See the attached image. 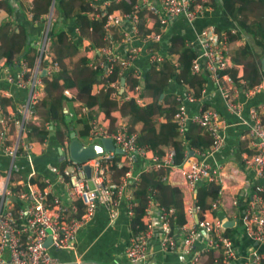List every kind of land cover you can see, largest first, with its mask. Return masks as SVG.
I'll use <instances>...</instances> for the list:
<instances>
[{
	"label": "built area",
	"instance_id": "1",
	"mask_svg": "<svg viewBox=\"0 0 264 264\" xmlns=\"http://www.w3.org/2000/svg\"><path fill=\"white\" fill-rule=\"evenodd\" d=\"M85 1L91 19L104 15L101 43L92 46L86 40L84 48L88 66H99L103 70V81L98 82L97 90L106 86L115 87L117 93L112 91L110 96L119 103L132 99L143 104L147 96L141 90L144 71L149 66L158 73L166 71L164 58H169L165 54L169 42V33H166L168 19L180 15L187 22H192L201 15L206 0H136L128 11L118 8L106 11L111 1L117 0ZM52 7L51 4L44 14L41 30L32 42L36 51L33 60L20 58L15 75L7 72L2 75L6 81H13L27 89L24 100L17 106V118L9 121L7 116L0 115V152L11 157L29 156L31 143L24 145L20 141L25 122L45 128L51 126L49 120L39 119L35 104L44 93L41 75H49L52 70L61 68L58 60L53 58L48 36L54 18ZM140 7L144 9L141 23L137 15ZM27 12L31 17V13ZM140 24L144 31L140 29ZM234 30L230 28V32ZM74 31L77 33L76 28ZM184 44L193 47L195 52L190 59L189 71L203 74L205 81L199 95H193L191 88L181 83L182 91L174 93L178 104L170 120L179 135L184 134L189 124L202 128L210 137L209 145L202 151L191 149V154L189 149L186 150L181 163L175 164L172 161V148L165 147L159 153L139 143L136 130L129 129L118 112L114 113L112 126L103 113L92 115L88 119L86 144L109 138L121 151L103 150L83 162L67 157L63 166H49L50 172L56 175V181L64 184L61 197L52 194V182L46 176L35 179L32 170L24 177H15L11 165L0 172V264H80V256L75 252V238L79 229L97 206L106 210L111 221L122 198L125 214L131 218L132 189L141 171H153L161 181L180 188L185 220L171 227L174 207L159 204L154 198V190L148 188L144 212L140 217L141 225H136L130 232L123 247L126 261L130 264H147L150 247L154 243L160 251L178 252L182 256L179 264H198L210 248L220 249L222 264H264V251L251 250L246 256H241L235 239L223 233L226 226L222 225L220 218L211 214L220 206L224 179L219 170L221 164L214 162V166H211L205 161V157L223 146L224 129L228 125L208 96L207 85L210 84L220 92L225 111L237 116L236 122L231 125L241 126L236 137L245 140L249 148L240 153L243 170L254 179L264 178V104L249 106L243 115L244 106L236 98L239 87L244 86L250 94L258 83L246 87L243 78L233 79L227 71L232 61L226 29L206 24L198 29L192 41L184 39ZM169 59H172L173 65L176 64L173 57ZM116 62L119 67L115 70L113 66ZM112 71L116 75L110 79ZM125 76H131L136 81L130 85ZM120 77L123 81L119 90ZM62 92L67 97L71 96L68 88H63ZM1 93L5 94L6 91ZM186 102L196 103V106L188 109ZM85 110L86 107H82V111ZM10 124L15 132L9 140L7 132ZM136 163L140 164L137 169ZM84 164L88 166V172ZM114 168L119 173L116 177L113 176ZM201 179L219 183L218 195L205 209L193 202L196 183ZM261 190L257 183L250 189L237 211L236 222L241 232L255 242L264 243V197L258 194ZM231 203L236 204L234 196ZM47 236L49 241L44 244ZM59 250L72 252V257L66 260L60 258L55 254ZM217 262L218 258H213L211 264Z\"/></svg>",
	"mask_w": 264,
	"mask_h": 264
},
{
	"label": "trees",
	"instance_id": "2",
	"mask_svg": "<svg viewBox=\"0 0 264 264\" xmlns=\"http://www.w3.org/2000/svg\"><path fill=\"white\" fill-rule=\"evenodd\" d=\"M52 6L56 11L50 23L48 36L50 47L57 59L60 69L52 70L49 75H41L43 81L44 95L38 99L35 107L41 111L43 119L53 123V130L58 141L64 136L69 140L70 131H74L79 139L85 138L88 132V119L92 115L102 112L109 124L115 119L113 111L123 116L129 129L136 130L137 141L151 147L161 153L163 148L170 147L174 154L172 161L180 164L184 159V152L188 149L204 150L210 143V137L206 132L196 126L189 124L183 135L176 132L175 125L171 121L172 114L176 111L178 102L174 95L167 91L169 80L183 83L191 88L193 95H199L205 76L203 74H193L189 71L191 57L195 54L194 48L184 44V36L181 32H172L167 36L168 45L165 54L171 55L176 64H172V59L164 58L166 71L158 73L154 67L149 66L143 74L141 80V90L149 95V102L138 104L134 100L118 102L110 93L116 92L115 87L106 86L96 91L92 90L95 83L103 81L102 67H90L87 65L88 57L81 50V39L87 40L88 45H99L101 35L104 32L102 24L104 15L93 20L87 12L89 6L85 0H30L26 8L31 13L30 22L42 24L45 13ZM136 0L111 1L106 11L118 8L121 11L131 9ZM214 0H208V4H214ZM225 13L233 20L237 28L228 33L230 55L232 65L227 68L233 79L241 77L245 80V86L249 87L257 84L262 79V69L260 59L264 56V2L262 0H220ZM10 0H0V8H5L7 12L12 9ZM137 11L138 22L144 14L143 7ZM62 13L64 17L70 18L72 26L76 28L79 39L72 38L67 29L59 22L57 15ZM140 29L145 30L141 24ZM247 34L250 41H243L241 36ZM32 37L26 27L17 22L16 29L10 28V20H3L0 23V58L5 63L16 65L20 58L31 61L35 55V47L31 44ZM239 40V43H236ZM242 40V42H241ZM61 59L65 65L61 64ZM237 66H241V74L238 73ZM119 63L116 62L113 68L116 70ZM112 71L109 78H114ZM127 82L132 85L136 81L131 76H125ZM63 88H68L71 96L63 94ZM242 88H245L244 86ZM10 103V99L0 95V112L7 114L4 109L5 104ZM74 103V104H73ZM82 107H86L82 111ZM16 112V109H15ZM164 118V119H163ZM12 124L9 125L8 139L12 136ZM49 128L43 125H35L32 122L24 123V135L26 139L37 138L42 140L48 133ZM67 157L60 161L59 167L63 166ZM254 179V178H253ZM258 180V179H254ZM250 185V189L255 186ZM262 190L258 194L264 197V182L258 183ZM148 188L154 190V198L164 207H174V219L171 220V227L184 222L183 202L180 188L158 179L153 171H141L136 185L132 189L133 213L131 216L132 230L136 225H141V219L146 202ZM196 192L193 198L195 205L201 209L209 207L213 198L218 195L219 183L207 179H201L196 183ZM236 226H226L223 233L229 236L238 234ZM213 258H218L217 264H222L220 260V249L210 248L200 258L198 264H211Z\"/></svg>",
	"mask_w": 264,
	"mask_h": 264
},
{
	"label": "crops",
	"instance_id": "3",
	"mask_svg": "<svg viewBox=\"0 0 264 264\" xmlns=\"http://www.w3.org/2000/svg\"><path fill=\"white\" fill-rule=\"evenodd\" d=\"M10 1L13 5L10 12H7L5 8H0V23L3 20H10V28L16 29L17 22L19 21L26 27L29 35L32 37V44L33 40L36 39L41 30V24L39 22L36 23L35 21L32 23L30 22V17L28 16L26 9L29 6L30 0ZM152 1L156 2L157 0ZM207 1L208 0L204 2L205 6L201 15L195 18L192 22H187L185 18L180 15L169 18L167 21L166 33H172L175 31L181 32L185 39L192 41L198 29L206 24H212L217 29L237 28L233 20H231V18L225 13L220 0H214V4H208ZM262 1L264 2V0ZM59 16V22L67 29L68 34L72 38L79 39L77 33L74 31L71 19L64 17L62 13H60ZM241 38L243 41H250L247 34H243ZM239 42V40H236V43ZM86 44L87 41L81 39L82 51H84ZM162 49H164V47ZM170 58L172 57L170 56ZM60 62L65 65L64 60L61 59ZM0 64L2 65L0 70V95L10 99V103L5 104L4 106L7 114L3 115L7 116V119L11 121L13 118H17V112H15V109H17V106L24 100L27 89L22 86H17L13 81H6L2 77L3 73L6 72L15 75L14 72L17 69V64L5 63L3 58H0ZM261 69L262 79L250 94L242 87H239L236 93L237 100L244 106L242 111L243 115L246 114L249 106L257 107L259 104H264V68ZM237 70L238 73L241 74V66H237ZM182 85L183 84L177 81L170 80L166 88L168 92L174 95V93L182 91ZM97 86L98 83L93 84L92 90L96 91ZM118 86L120 90V82ZM207 88L208 96L210 97L212 104L219 110L221 116H224L226 122H228V125L224 129L225 137L223 146L218 151L205 157V161L211 163V166H214V162L221 164L219 170H221L224 179V187H221L222 193L220 196V206L211 214L220 218L222 222L227 219H234V222L229 226H236L239 231L236 236H233V238L237 243L238 249H240L241 256H246L251 250L264 251V243L255 242L244 232H241V228L238 225L239 223L236 222L237 211L248 195L250 185L254 184V182L261 184L264 182V178L254 180L249 172L243 170L240 161V153L249 148L246 146L245 140H240L236 137V133L241 126L239 124L231 125V123L236 122L237 116L230 113L228 114L225 111L222 96L217 89H214L210 84L207 85ZM1 91H6V93L3 94ZM43 95L44 93H42L40 97ZM150 100V96L147 95L144 103L149 102ZM195 106L196 103L186 102V107L188 109H193ZM36 111L39 115V119H43L41 111L39 112L38 109H36ZM113 113L117 112L113 111ZM14 132L12 133L11 138L13 137ZM20 141H22L24 145L29 142L31 143L29 156L15 155L14 157H11L6 153L0 152V172L2 173L8 165H11L15 177H24L26 173L32 170L35 179H38L41 175L46 176L49 181L52 182L51 189L54 190L52 194H57L61 197L63 195L64 184L62 181H56V175L50 172L49 166H58L60 161L67 157L66 150L69 140L64 136L60 143L55 137L53 123H51L48 133L41 141L37 140V138L28 140L24 133H20ZM79 141L82 144H86V142L81 139H79ZM60 155H63V158H60ZM139 166L140 164L136 163L135 169ZM113 171L115 172L113 173V176H118L119 173L115 168ZM232 196L235 197L236 204L231 203ZM119 200V209L111 221L108 220L106 210L102 206H97L83 227L79 229L75 238V252L80 256V264H130L124 257L123 247L133 228L131 225V218L125 214L124 199L122 198ZM3 254L6 253L4 252ZM55 254L65 260L72 257V252H68L67 250H59ZM181 259L182 256L178 252L160 251L157 245L153 243V246L150 247L147 264H179ZM230 264L235 263L231 262Z\"/></svg>",
	"mask_w": 264,
	"mask_h": 264
},
{
	"label": "water",
	"instance_id": "4",
	"mask_svg": "<svg viewBox=\"0 0 264 264\" xmlns=\"http://www.w3.org/2000/svg\"><path fill=\"white\" fill-rule=\"evenodd\" d=\"M52 4V2H51ZM261 68H264V56L260 59ZM42 73V72H41ZM123 78L120 77L119 82L122 84ZM121 88V86H120ZM70 139L67 143L66 156L69 159H73L77 162H83L87 158L92 157L95 154L102 152L103 150H113L115 152H120L121 149L115 146L109 138H101L94 142V144H82L79 139L75 136L74 131L69 133ZM192 153V150L189 149V154ZM60 158H63V155H60ZM84 169L88 172V166L84 164ZM196 192V189L194 190ZM233 219H227L222 222L223 226H229L232 224ZM49 237L47 236L44 244H47Z\"/></svg>",
	"mask_w": 264,
	"mask_h": 264
},
{
	"label": "rangeland",
	"instance_id": "5",
	"mask_svg": "<svg viewBox=\"0 0 264 264\" xmlns=\"http://www.w3.org/2000/svg\"><path fill=\"white\" fill-rule=\"evenodd\" d=\"M52 13H53V16H55V14H56V11H55V9L52 7ZM59 15H57V19L59 20ZM84 142H86L87 140H85V138H83L82 139Z\"/></svg>",
	"mask_w": 264,
	"mask_h": 264
}]
</instances>
